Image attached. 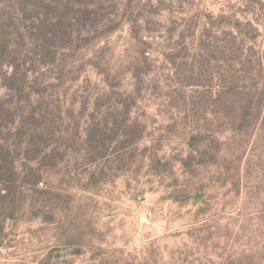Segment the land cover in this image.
<instances>
[{
  "label": "rangeland",
  "instance_id": "1",
  "mask_svg": "<svg viewBox=\"0 0 264 264\" xmlns=\"http://www.w3.org/2000/svg\"><path fill=\"white\" fill-rule=\"evenodd\" d=\"M0 41V264H264V0H0Z\"/></svg>",
  "mask_w": 264,
  "mask_h": 264
},
{
  "label": "trees",
  "instance_id": "2",
  "mask_svg": "<svg viewBox=\"0 0 264 264\" xmlns=\"http://www.w3.org/2000/svg\"><path fill=\"white\" fill-rule=\"evenodd\" d=\"M0 43H1V41H0ZM0 48H1V47H0ZM1 52H2V51L0 50V54H1ZM263 71H264V70H263ZM261 72H262V71H261ZM228 88L230 89V87H228ZM260 95L264 97V91H262V92L260 93Z\"/></svg>",
  "mask_w": 264,
  "mask_h": 264
}]
</instances>
